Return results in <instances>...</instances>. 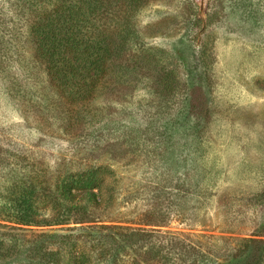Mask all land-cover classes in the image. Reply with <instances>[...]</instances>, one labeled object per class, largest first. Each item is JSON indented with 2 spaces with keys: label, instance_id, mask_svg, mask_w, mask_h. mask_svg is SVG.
I'll return each instance as SVG.
<instances>
[{
  "label": "rangeland",
  "instance_id": "1",
  "mask_svg": "<svg viewBox=\"0 0 264 264\" xmlns=\"http://www.w3.org/2000/svg\"><path fill=\"white\" fill-rule=\"evenodd\" d=\"M41 3L53 0H0V195L106 166L116 197L99 225L144 228L159 214V229L222 264L253 241L261 258L245 264H264V0H147L133 21L159 63L83 80L79 96L58 91L34 60Z\"/></svg>",
  "mask_w": 264,
  "mask_h": 264
},
{
  "label": "trees",
  "instance_id": "2",
  "mask_svg": "<svg viewBox=\"0 0 264 264\" xmlns=\"http://www.w3.org/2000/svg\"><path fill=\"white\" fill-rule=\"evenodd\" d=\"M146 1L53 0L49 9L45 1L41 8L35 5L29 37L36 64L58 91L75 96L84 90L83 80L100 83L110 74L122 79L154 68L158 50L144 46L133 21ZM113 173L99 166L66 172L53 183L7 186L0 195V264H222L188 235L159 229L167 226L158 221L159 214L143 221L144 228L99 225L116 197ZM43 208L51 210L50 218L42 216ZM33 227H67L68 234L28 238L24 229ZM253 243L233 255V264H245L253 256L259 262L262 249Z\"/></svg>",
  "mask_w": 264,
  "mask_h": 264
}]
</instances>
